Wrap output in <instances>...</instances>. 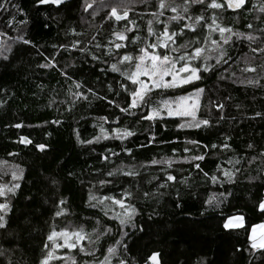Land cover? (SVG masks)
Instances as JSON below:
<instances>
[{
    "label": "trees",
    "instance_id": "obj_1",
    "mask_svg": "<svg viewBox=\"0 0 264 264\" xmlns=\"http://www.w3.org/2000/svg\"><path fill=\"white\" fill-rule=\"evenodd\" d=\"M12 2L20 11L11 5L7 12L0 11V32L5 33L0 36V161H6L0 163V175L3 176L0 183L10 181L11 172L17 166L23 169L21 187L9 201L11 210L5 217L7 230L0 229V248L8 250L5 256L12 264H38L48 251L53 253L49 264H71L73 257L77 264L82 261L99 264L108 255L109 247L116 250L110 257L111 264H118L120 258L128 264H144L152 252L161 254L162 264H197L201 260L204 264H264V256L259 252L257 259L244 252L249 248L251 225L264 223V213L256 206L264 197V156L261 155L264 153V53L251 52L249 44L255 47V43L237 41L233 35L232 42L224 45L225 58L230 57L229 62L221 63L214 72L204 73L202 79L195 82L205 88L197 116L209 120L207 127L180 128L177 127L182 123L179 118L166 115L163 121L155 123L138 121L134 116L118 120L117 117L122 116L119 109L115 105L107 106V100L93 98L86 87L83 91L91 104L73 96L81 91L75 88L74 82L90 84L96 94L103 97L106 84H112L115 90L116 82L124 80L119 73L107 70L109 65L92 60V56L107 60L105 52L110 48L114 54L117 51L114 43L126 44V48L119 51L132 52L136 56L135 45L120 41L113 34L123 31L126 25L133 29L125 33L129 40L135 35L143 38L147 35L149 21L159 31L161 24L158 21H168L169 17L179 14L184 18L183 23L211 24L216 18L217 25L231 28L234 33L259 36L260 29H264V13L258 11L261 0H249L246 10H205L189 4L187 12L179 7L178 13L168 7L155 6L158 0H148L147 5L139 0H89L93 7L87 12L83 10V0H66L59 7L50 3L37 5V0ZM165 3L181 5L182 0H165ZM254 4L256 8H253ZM113 6L121 16L127 10V17L120 21L110 20ZM200 16L205 19L198 21ZM13 17L9 28L6 22ZM133 20L135 25L128 22ZM20 21L25 23L20 24ZM248 24L252 25L251 29ZM20 36L31 43L24 44L18 38ZM218 37V32L213 33L214 39ZM151 39L148 38V42ZM73 43L77 48L72 47ZM138 43L144 46L143 40ZM61 44L67 45L69 51L60 48ZM79 48L86 51L80 52ZM135 63L134 59L120 64V71L125 74L134 71ZM209 63L214 64L215 60ZM43 64L55 67H39ZM68 64L75 69L72 80L61 75ZM246 68L256 71H243ZM220 76L225 79H219ZM250 80L253 83H248ZM184 89L194 92V85H185ZM184 89L164 90L153 96V102L174 99L185 94ZM107 97L124 106L121 97H114L112 93H107ZM210 99L223 103V109L210 104ZM257 112L262 115L256 116ZM105 117L107 122L102 119ZM54 120H60L62 124L50 123ZM17 123L23 126H12ZM101 126L109 135L117 126L121 132L133 130L136 134L123 142L109 138L91 145L81 144L77 139L76 132L81 140L100 135ZM22 136L32 143H17ZM150 137L155 139L149 142ZM192 140L198 141L200 146L189 143ZM221 142L230 147H220ZM38 143L46 145L43 152L33 146ZM212 144L217 148L212 149ZM249 144L253 147L249 148ZM124 147L133 149L131 157L121 151ZM185 147L188 152L182 151ZM108 149L120 153L119 157L109 155ZM9 152L16 155L9 156ZM205 152L211 154L205 160L197 161L203 171L211 176L219 175L218 167L229 170L235 173L234 183H225L221 187L204 177L191 162L183 161ZM104 155L109 156L107 161L103 159ZM153 160L159 163L153 164ZM237 160L241 163L237 164ZM133 166L138 172L135 177L117 173L114 178L108 177L113 183L98 184L106 178L107 172L118 167L126 172ZM168 172L176 177V181L159 187ZM52 180L56 181L55 185ZM124 190L131 191L132 197H122ZM145 192L150 195L145 197ZM221 192L225 195L220 196ZM90 194L97 198H123L126 206L134 204L139 213L134 217V223L142 231L125 227L123 231L129 235L124 236L116 218L119 215L126 219L124 209L105 200L104 207L108 211L105 216L100 205L96 208L88 206ZM214 194L216 199L211 205L203 203ZM5 199L0 197V202ZM60 199L65 201L63 205L58 203ZM57 210L63 211L64 215L56 216ZM235 215L244 217V227L225 229L227 218ZM80 229L86 236L85 250L95 249V257L85 256L78 249L42 248L43 244H51L47 236L52 231ZM117 240L121 244H116ZM124 243L128 246L127 252L123 250ZM0 262L7 264L4 257H0Z\"/></svg>",
    "mask_w": 264,
    "mask_h": 264
},
{
    "label": "snow or ice",
    "instance_id": "obj_2",
    "mask_svg": "<svg viewBox=\"0 0 264 264\" xmlns=\"http://www.w3.org/2000/svg\"><path fill=\"white\" fill-rule=\"evenodd\" d=\"M66 0H37V5L44 4H52L57 7L64 4ZM139 3L143 5L148 4V0H139ZM249 0H221V2H217V0H182L181 5H177L175 3L166 4L165 0H158L155 6L164 9L166 7L170 8L173 13H178V8L182 7L184 12L188 11L189 4L191 5H199L203 7L205 10L209 8L212 10H220V9H240L246 10L247 4ZM9 5L11 7L16 8L17 11H20L18 6L12 2V0H0V11L7 12L9 10ZM83 10L87 12L90 8L93 7L92 3H89V0H83L82 3ZM253 8H256V5H253ZM258 11L264 13V0H261L259 3ZM163 13L161 12L160 15ZM128 11L126 10L123 16L119 15L117 12V7L113 6L110 9L109 19L114 18L116 21L123 20L127 17ZM155 15V13H153ZM13 19H9L7 23V27L11 28ZM183 17L179 14L173 15L169 17L168 21H158L161 24V30L157 31L151 26V21H149V26L147 28L146 37H141L139 35L133 36L130 40L129 37L125 35L126 32H132V28H128L125 26L123 31L114 32L113 34L117 36L120 41H128L129 43L136 46V51L138 49V54L133 56L132 52L124 51L121 53L119 50L125 49L126 44L124 43H114V48L117 50L115 54L113 50L110 48L107 52L104 53L107 60L101 61L100 57L95 55L92 56V60L99 61L101 63H105L109 65L107 70H110L114 73H119L120 76L124 77L123 81H117L118 87L114 90L112 84H106V93L105 96L100 97L96 94L90 84H84L81 82H74L75 88L80 89L81 91L73 93V96H77L80 99L87 101L91 104V100H89V96L85 94L83 89L86 87L87 92L91 93L93 98L99 100H107V106L115 105L116 108L119 109V112L122 114L121 117H117V119H122L125 116H134V118L138 121H149L155 123L157 121H163L165 115L167 117H190V121H185L184 123L178 124L177 127L184 128H200L203 126H210V122L208 119H197L196 113L199 110V98L204 94L205 88L196 85V81H200L204 73L214 72L221 63L227 64L229 59H226L227 53L224 51V45H228L232 42V36L236 37L237 41H249L255 43L256 46L252 47L249 44V48L252 53H264V29H260L259 36H253L251 34L245 35L239 32H232L231 28L220 27L216 24V18H213L211 24H194V23H183ZM205 18L200 16L197 18L198 21H203ZM135 25V21H128ZM20 24L25 23V21H20ZM170 25H173L170 28ZM138 27V26H137ZM247 27L249 29L252 28L251 24H248ZM199 29V30H198ZM206 29V31H205ZM218 32V39L213 38V33ZM228 33V35H225ZM5 35L4 32H0V36ZM23 40L24 44L31 43L30 40L24 39L23 36L18 37ZM148 38H152L151 42H148ZM141 40L144 41V46H140L138 42ZM55 47V46H54ZM60 48L64 49L65 52L69 51L67 45L61 44ZM73 48H77V44H72ZM97 48L100 47L99 44L96 45ZM80 52H85L86 49L79 48ZM217 53L215 56H212L211 53ZM7 59V56L4 57ZM138 61L135 63V70L131 71L127 74L120 71L119 65L124 62H132L133 60ZM214 59L215 63H209L210 60ZM113 60L115 62H113ZM41 68H49L55 67V65L43 64L39 65ZM71 69V71H69ZM102 72L105 69L101 70ZM243 71H252L255 72V68H246ZM61 75L67 77L68 80H72L75 75L74 66L68 64L64 66L61 71ZM234 75V74H233ZM141 77H146V79H142ZM167 78V79H166ZM219 79L223 80L225 77L220 76ZM100 83H104L98 81ZM248 83H253V81H248ZM258 83V81H257ZM185 85H194V92H187L184 89ZM167 89H184L185 94L175 96L174 99H160L159 101L153 102V96L159 95L161 92ZM157 90H160L159 92ZM210 91V90H209ZM107 93H112L113 96H119L124 102V106H121V103L115 99H108ZM191 101V103H189ZM210 104H213L217 109H223V103H217L214 100H209ZM173 105H175L173 107ZM262 114L257 112L256 116H261ZM107 122V118H102ZM223 119V117H220ZM52 124H62L60 120L51 121ZM13 127L20 128L23 125L17 123L12 125ZM75 131V130H74ZM135 132L133 130H124L121 132L119 126L112 128V133L109 135L106 130L101 126L100 135L93 136L92 139L81 140L79 138V133L76 132L77 139L81 144L91 145L94 142H99L101 139H114L121 140L122 142L129 138L135 136ZM149 142L155 139V137L148 138ZM226 139H230V137H226ZM17 143L28 145L31 144L32 141L28 139L26 136H22L19 138ZM192 145L199 147L200 144L196 140L189 141ZM40 151H44L46 148L45 144L38 143L33 145ZM145 145H141L140 147H144ZM205 149L208 148V145L203 146ZM220 147L229 148L230 145L224 142H221ZM249 148H252L253 145L249 144ZM212 149L217 148L216 144L211 145ZM109 155L119 157L120 153L115 152L112 149L107 150ZM122 152L126 153L129 157H131L133 149L131 147H124L121 149ZM175 151V150H174ZM183 152H188L189 149L185 147ZM210 152H205L203 154H198L191 157V164L194 168L198 169L200 173L203 174L204 177L210 179L213 183L219 184L221 187L225 183H234L235 173L229 170L217 168V172L219 175H211L207 172H204L201 168L200 163L197 161L205 160L207 155H210ZM9 156L16 155L15 153L9 152ZM264 156V153H261ZM103 159L107 161L109 159L108 155H104ZM187 159V158H186ZM0 163H6V161H0ZM153 164L159 163L156 160L152 161ZM237 164L241 163L240 160L236 161ZM168 167H171V164L168 163ZM239 169H236L238 172ZM117 173H123L125 176L135 177L138 175V172L135 170V167H131L128 171H124L123 168H116L112 171L107 172L106 178L98 181V184L103 186L106 184L113 183V179H108V177L114 178ZM7 175V173H4ZM71 175V174H70ZM23 178V169H20L17 166L16 170L11 172V179L8 182L0 183V197H4L5 202H0V229L7 230L8 221L5 217L8 215L10 209V203L12 197L16 195V191L20 189L21 184L20 180ZM226 178V179H224ZM3 179V176L0 175V180ZM176 177L172 175L170 172L165 174L164 183L160 184L159 187H166L168 182H175ZM51 183L55 185L56 181L52 180ZM95 187V185H93ZM133 193L129 190H124L122 192V197L131 198ZM145 197L150 195L149 192H145L143 194ZM177 199H179V192L176 193ZM220 196H224L225 193H219ZM230 195V193H229ZM216 199L215 194L204 201L203 203L211 205L213 201ZM95 200L96 203H91V201ZM111 201L114 205H119L122 209H124V216L126 219L119 218V215L116 217L119 219L118 228L121 232H123L124 236H128V232H124L123 229L125 227H130L132 229H137L136 224L134 223V217L139 215L134 204L129 203L127 206L125 205V201L123 198H117L114 196H104L102 198H97L96 196L89 195V204L88 206L91 208H96L98 205L101 206V210L104 212V215H108V211L104 207V201ZM60 205H63L65 201L60 199L58 201ZM179 203H177V207H179ZM257 209L261 213H264V197H261L257 203ZM56 216L64 215V212L61 210H57L55 212ZM244 217L242 215L229 218V220L224 224L225 229L230 228H241L244 227ZM106 232L110 233L111 229H106ZM75 239H72V237ZM57 238L63 240V243H57ZM86 236L83 234V229L75 232H69L64 230L60 233L56 231H52L51 234L47 236V240L51 242V244H43V249L49 248H68V249H78L79 253H83L85 256L95 257L96 250L93 249L91 251H86L84 246L80 244V241L85 239ZM248 240L250 241L249 248L244 249V252L249 253L253 259H257L256 253L259 252L260 256H264V223L261 224H253L250 228V234L248 236ZM116 244H121V241L117 240ZM124 252L128 251V246L126 243L122 245ZM7 249L0 248V257H4L7 260V264H12L10 258L5 256ZM114 247H109L107 249L108 255H105L102 261H99V264H111L110 257L115 253ZM240 249L237 248V252ZM53 253L48 251L42 255V258L38 261V264H49V259L52 257ZM59 259V257H57ZM3 264V262H0ZM71 264H77L76 260L71 258ZM81 264H88L87 261H82ZM118 264H128V261L120 258L118 259ZM144 264H162L161 254L159 252H152L150 255L146 257L144 260ZM197 264H204V262L198 261ZM251 264V262H250Z\"/></svg>",
    "mask_w": 264,
    "mask_h": 264
},
{
    "label": "rangeland",
    "instance_id": "obj_3",
    "mask_svg": "<svg viewBox=\"0 0 264 264\" xmlns=\"http://www.w3.org/2000/svg\"><path fill=\"white\" fill-rule=\"evenodd\" d=\"M212 54V53H211ZM138 62V61H137ZM127 63V62H126ZM142 79H146V77H141ZM167 79V78H166ZM168 90V89H167ZM171 90V89H170ZM202 97L203 96H201L200 98H199V105L201 104V99H202ZM189 103H191V101H189ZM175 105H173V107H174ZM200 107V106H199ZM196 116H197V113H196ZM175 118H179L180 120H181V122L182 123H184L185 121H190L191 120V118L190 117H184V118H180V117H175ZM197 119H200L199 118V116H197ZM184 128H189V127H184ZM183 161H185V162H191V157H189V158H185ZM236 216H240V215H235V216H232V217H236ZM232 217H229V218H232ZM229 218H227V220L225 221V223L229 220ZM243 223L245 224V219H244V221H243ZM231 229V228H230ZM58 233H60V232H58ZM71 233V232H70ZM83 234L85 235V233L83 232ZM72 239H75V237L73 236L72 237ZM57 240H60V242L59 243H63V240L62 239H60V238H57ZM86 240V238L85 239H83V240H81L80 241V244L81 245H83L84 244V241ZM59 250L60 249H63V248H58ZM68 249V248H67ZM69 250H72V249H69Z\"/></svg>",
    "mask_w": 264,
    "mask_h": 264
}]
</instances>
